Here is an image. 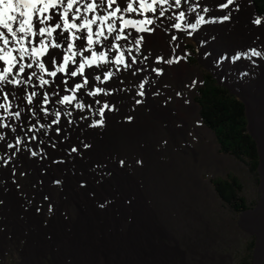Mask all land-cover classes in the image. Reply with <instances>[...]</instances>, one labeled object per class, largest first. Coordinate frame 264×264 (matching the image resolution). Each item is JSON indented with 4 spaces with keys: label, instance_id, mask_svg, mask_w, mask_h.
<instances>
[{
    "label": "rangeland",
    "instance_id": "1",
    "mask_svg": "<svg viewBox=\"0 0 264 264\" xmlns=\"http://www.w3.org/2000/svg\"><path fill=\"white\" fill-rule=\"evenodd\" d=\"M183 20L175 37L185 55L176 57L185 56L194 69L184 84L165 81L145 57L131 82L136 93L144 83L140 112L159 131L149 138L157 162L147 171L139 153L128 145L116 152L100 126L90 127L93 119L85 111L44 105L49 113L61 111V123L28 132L35 123L28 109L34 106L23 107L22 93L10 97L22 119L5 120L16 131L0 128V264H264V74L242 76L247 63L231 62L242 52L240 40L206 30L200 35ZM206 72L245 103L258 145L256 172L221 152L202 120L195 98ZM28 85L37 92L48 88L39 87L38 77ZM132 98H124L125 118L135 115ZM34 135L38 139L30 140ZM17 137L22 143L12 156L15 149L6 145ZM228 172L242 182L243 212L223 202L211 183Z\"/></svg>",
    "mask_w": 264,
    "mask_h": 264
},
{
    "label": "snow or ice",
    "instance_id": "2",
    "mask_svg": "<svg viewBox=\"0 0 264 264\" xmlns=\"http://www.w3.org/2000/svg\"><path fill=\"white\" fill-rule=\"evenodd\" d=\"M78 0H0V40H2L5 47L0 48V53H6L9 57L16 61L19 65L17 73H25L24 80H18L13 77L9 79V74L12 72V68L16 65H12L5 72L0 69V85L5 83L8 85H18L21 86V91H24V85L31 83L33 77H38L39 87L44 89L48 86L47 90L37 92L32 91L31 93H26L24 95V100L27 105H32L34 108H29L28 111L31 113V117L35 119V123L27 128L28 132L39 131L45 128H52L53 125H59L61 123V111H55L49 113L48 108L44 105H50L51 103H59L63 106H71L83 111L85 109V103L80 102V98L87 94L91 97H97L101 94L109 95L111 94L104 87L95 86L96 82L103 85L107 81L111 80L115 72L111 71L110 65H123L124 69H129L131 64L137 63V58L132 57L130 61L125 60L124 53L121 51L119 55H115L114 58H110L109 53L112 50H119L121 45L116 44L115 41L121 39H127V37H122L121 35L115 34L122 32L123 29L117 27L114 23H108V20L117 16V13L122 11L125 12H136L139 9L134 7L132 2L129 0H92L91 3H86L84 5L85 12L92 11L95 12L96 9L101 8L105 3H107L108 9H111L107 16L99 15L93 16L89 19L86 15L77 16L76 13L80 12V8H76L75 12H72V17L69 16L70 11L73 9V5L77 3ZM139 7L144 10L156 12L157 8L153 5L159 4H169L170 0H152V3H148V0H137ZM177 7H182V0H171ZM66 4L63 12L57 14L56 9L60 5ZM235 4V0H225L224 3L218 5L221 9H228L231 5ZM37 5H43L42 7H37ZM239 8V5H236ZM51 11L50 15H42ZM203 11L207 12V8H203ZM165 9L160 8L159 14L164 15ZM185 11H180L179 18H185ZM74 17V19H73ZM123 19V17H120ZM230 15H225L223 20H229ZM77 21L79 23H77ZM48 22L51 27H40L41 24ZM198 22H204V17L201 16ZM261 18L257 17L253 23L256 25L261 24ZM138 23L152 24V20L148 19L146 21H139ZM106 24L107 35L100 25ZM93 25L97 26V30H93ZM15 26V27H14ZM173 27L179 29L180 24H175ZM189 27L195 29V24H189ZM75 30V31H73ZM141 32H150L153 29L141 27L138 29ZM56 34L55 37L53 34ZM8 34L11 35L13 42H21L31 36L37 37L36 41H29L30 44L39 45V47L32 46L30 48L21 45L18 49V59L16 56L12 55L11 50L7 48L10 41L7 38ZM47 38L45 40L44 38ZM144 37H140L135 40V44L140 45ZM172 39H176L175 36ZM107 49V51H105ZM56 50H60L61 54L58 57L56 55ZM139 51V49H137ZM29 56L33 59L34 63L40 70V74L36 71H32L30 75L26 72V67L23 63H20L25 56ZM44 56V60L41 61L38 57ZM253 57L264 59V53L257 51L255 48L251 49L246 53H237L235 56L231 57V62L235 63L241 59L252 60ZM147 59V57H145ZM163 59V58H159ZM182 59L178 57L175 61L167 60L166 63L179 62ZM227 59V58H226ZM5 60V55L0 54V61ZM255 64V60H252ZM100 69V73L96 74L95 71L91 73L86 72L87 69ZM33 63L27 64V69H32ZM140 69H136L132 74L135 75ZM116 72L120 71V68H116ZM153 71L160 74L161 69H153ZM58 74H66L70 78H77L79 80H64L62 76ZM45 75L56 78L54 81L45 79ZM242 76L247 75V72L241 73ZM66 85L69 95H62L64 91L63 88L57 91L56 85ZM195 84V81L193 82ZM144 83L139 85L141 91L138 95H144ZM0 92H4L3 88H0ZM79 94V95H78ZM51 97H55L54 100H50ZM10 97L15 99L16 96L13 93L5 92L3 95L4 103H0V109L4 110V114H0V128H11L12 131H16L10 123H5V120H21L22 115L19 110H12L13 105L11 103ZM75 102V103H74ZM142 101L137 100L136 103L139 104ZM95 104H101L100 99L95 100ZM17 108L20 106L17 105ZM89 107H91L89 105ZM38 109V111L36 110ZM112 110L107 102L102 104V107L98 109L99 119L93 120L89 125L90 127L103 126L105 110ZM43 113V117H41ZM66 115H72L71 112H66ZM49 115L53 116L54 119L51 120L49 124L41 123V119H46ZM86 118V117H82ZM131 118L129 117V120ZM71 123V121H69ZM57 134L60 133L61 129L59 127L54 128ZM46 134V133H45ZM4 135H0V141L4 140ZM32 141L38 139L37 136H32L29 138ZM22 140L17 137L15 144H7V148H13L15 151L12 156L16 155L18 152L19 145ZM43 143V141H40ZM55 146V145H53ZM39 147V145H37ZM85 148L89 145L85 144ZM71 152H77V148L73 147ZM37 151H30V155L35 157L39 155ZM11 159V158H9ZM9 160H4V164L7 165ZM123 161L121 165L123 166ZM59 183V181H56ZM103 206V205H102ZM51 211V207L49 209Z\"/></svg>",
    "mask_w": 264,
    "mask_h": 264
},
{
    "label": "bare ground",
    "instance_id": "3",
    "mask_svg": "<svg viewBox=\"0 0 264 264\" xmlns=\"http://www.w3.org/2000/svg\"><path fill=\"white\" fill-rule=\"evenodd\" d=\"M91 2L92 0H78V2L73 5V9L70 11L69 16L72 17V12H75L76 8H80V12L76 13L77 16L83 14L88 16L89 19L93 18V16H107L108 12L111 10L108 9L107 3H105L101 8L96 9L95 12H85L84 5ZM129 2H132L134 4V7H137L139 10L131 13L122 11L120 13H117L116 17L108 20V23H114L117 27L123 29L122 32L115 34L121 35L122 37H127V39L115 41V43L121 45V47L119 50H112L109 55L110 58H114L115 55H119V52L122 51L124 53L126 61H130L132 57H136L137 63L131 64L129 69H124L123 65H110V70L115 72L114 77L103 85L99 84V82H96L95 86L104 87L111 94H101L97 97H91L85 94L80 98V102L85 103V109L83 111L86 112L89 119L93 120L99 119V116L97 114L98 109L102 107V104L104 102H107L110 105L112 110H105L104 124L103 126H100V128L103 129L107 140L110 141L116 152L119 151V147L128 145V148H131L135 152L139 153L141 166L143 170L147 171L150 168L151 164L153 165L157 162H155L153 157L155 155H153L150 150L151 148L149 145V138H151V135H155L159 131L157 130V128L155 129L154 126L149 124L145 119V116L140 112L142 102L139 104L136 103L137 100H140L141 96L136 93L139 89L137 87H135L134 89V87L131 85V82L136 79V74L133 75L132 73L136 71L137 65H139V61H144V57H147L146 60L149 61V63H152V65H154L157 69L162 70L161 75L165 81L174 83L176 84V86L178 84H184L189 75L194 71V69L190 67L185 56L181 55L182 59H180L179 62H174L171 64L165 62L167 60L175 61L177 59V53L179 52H183V55H185L184 45L181 42H178V40L172 39V37L176 34V28L173 27V25H181L182 23V19L179 18L180 11H185L186 13L183 24L188 23L196 25L195 29L189 27L191 31L197 32L200 35L204 30L212 32L213 34L224 33L226 37L232 38L234 41L240 40L242 47L241 53L249 52L253 48H255L257 51L261 50V52L264 53V17L258 15L253 0H235V4L231 5L228 9H221L220 7H218V5L224 3L225 0H184L182 1V7H177L174 3H171L170 0L169 4L153 5L157 8L156 12L147 11L143 8L141 9V7H139V4L137 3V0H129ZM148 3H152V0H148ZM237 4L239 5L238 9L236 8ZM42 6L43 5H37V7ZM64 7H66V4L60 5L56 9L57 14L62 13ZM160 8L165 9L163 16L159 14ZM203 8H207L208 11H203ZM50 14L51 11L42 15ZM225 15H230V19L223 20V17ZM201 16L204 17V22H198ZM120 17H123V19H120ZM257 17L261 18L262 22L260 25H256L253 23V21ZM148 19L152 20V24L138 23L139 21H146ZM77 23L79 22L77 21ZM51 26L53 25H50L48 22L40 25V27ZM100 27L104 29L105 34L107 35L108 33L106 24H102L100 25ZM141 27L150 28L153 29V31L141 32L138 30ZM0 30L6 31L4 29ZM93 30H97L96 25H93ZM55 35L56 34L54 33L53 36L55 37ZM140 37H144L142 43L140 45L135 44V40L139 39ZM7 38L10 41L7 48L11 50L12 55L16 56L17 59L18 49H20L21 45L27 48H30L32 46L39 47V45L29 43V41L34 42L37 40V37L35 36L29 35L27 39L19 43L13 42L10 34H8ZM44 39L47 40L46 37ZM3 47L5 46L3 45L2 40H0V48ZM137 49H139V51ZM105 51H107V49H105ZM0 54L5 55V60L0 61V69L6 72L9 66H12L14 64L16 66H19L16 61L9 57L6 53ZM60 54V50H56V55L58 57L60 56ZM44 58V56L38 57V59H40L41 61H43ZM242 60L247 63L246 72L249 77H253L255 79L256 75L259 76L261 74H264V65H262L263 59L253 57L252 60H255V64H253L252 60L249 59ZM8 63L10 64L8 67H6ZM20 63H23L25 65L26 70L29 73H31L32 71H36L38 75L40 74L39 68L36 66L33 59L29 56L26 55L25 58L20 61ZM28 63H33L32 69H27ZM116 68H120V71L116 72ZM92 71H95L96 74H99L101 70L96 69L95 66H93V69L86 68V72L91 73ZM11 73L9 74V78L12 79L13 77H15V79L18 80H24V78L20 76V74ZM58 76H62L64 80H79V77L70 78L66 74H58ZM45 77L50 81H54L56 79L47 75H45ZM15 87V85H8L6 83L4 85H0V88L4 89V92H0V97L5 92L13 93L15 94V96H18L17 94L22 93L23 95H25L26 93L35 91V89L33 88L35 86L33 85H24V91H21V86H18L19 89H15ZM56 87L57 91H60L61 88L64 89V91L61 93L62 95L70 94L67 90L66 85L61 84L56 85ZM134 91L137 96L132 98V94ZM126 96L130 99L132 98V100L134 101L133 109H135V115H133V117L129 116L131 118L130 120L129 117H124L125 115H128V111L125 107L124 101V98ZM96 99H100L101 104H95ZM20 101H22L23 107H26V101L24 99H20ZM14 103L16 105L17 101H15ZM89 105L91 107H89ZM188 182L192 184L193 179L190 178ZM195 184L197 185V183Z\"/></svg>",
    "mask_w": 264,
    "mask_h": 264
},
{
    "label": "trees",
    "instance_id": "4",
    "mask_svg": "<svg viewBox=\"0 0 264 264\" xmlns=\"http://www.w3.org/2000/svg\"><path fill=\"white\" fill-rule=\"evenodd\" d=\"M264 16V0H253ZM204 124L213 132L221 152L248 165L252 172L259 166L258 145L249 132L246 105L227 87L220 85L210 73H204L195 98ZM218 196L234 211L243 212L247 202L241 195L243 185L233 172L212 177Z\"/></svg>",
    "mask_w": 264,
    "mask_h": 264
},
{
    "label": "water",
    "instance_id": "5",
    "mask_svg": "<svg viewBox=\"0 0 264 264\" xmlns=\"http://www.w3.org/2000/svg\"><path fill=\"white\" fill-rule=\"evenodd\" d=\"M253 3H254V2H253ZM255 8H256V11H257L258 15L263 16V15H261V13L259 12V10L257 9L256 6H255Z\"/></svg>",
    "mask_w": 264,
    "mask_h": 264
}]
</instances>
